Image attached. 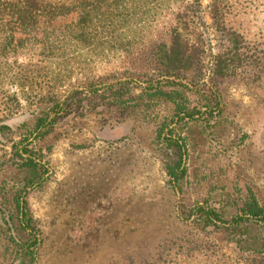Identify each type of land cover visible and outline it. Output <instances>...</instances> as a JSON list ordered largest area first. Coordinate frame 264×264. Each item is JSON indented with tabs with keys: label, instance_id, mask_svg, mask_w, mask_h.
Instances as JSON below:
<instances>
[{
	"label": "rangeland",
	"instance_id": "obj_1",
	"mask_svg": "<svg viewBox=\"0 0 264 264\" xmlns=\"http://www.w3.org/2000/svg\"><path fill=\"white\" fill-rule=\"evenodd\" d=\"M171 1L161 0L150 11L152 23L137 26L131 55L114 49L93 54L88 44L66 41L63 25L74 20L72 13L56 21V39H44L39 31L17 53L0 57V264H18L16 245L26 234L22 230L16 242L11 238L17 236L13 223L22 220L15 197L25 202L32 232L40 233L36 264H237L228 230L203 229L186 215L191 203L205 202L227 220L248 189L264 202V86L219 78L221 117L216 111L209 120L197 115L176 132L165 121L163 133L180 132L185 141L180 188L166 174L170 149L154 138L171 102L153 96L147 111L124 108L103 89L114 78L130 76L122 66L135 52L167 36ZM225 2L230 24L264 54V0ZM54 50L58 56L43 55ZM16 66L21 73L8 82L4 76ZM211 80L205 76L182 87L189 108L201 105L203 81L207 95L215 90ZM13 96L19 104L8 101ZM149 112L151 121L143 118ZM39 116L45 125L38 128ZM20 152L32 158L35 176L18 165Z\"/></svg>",
	"mask_w": 264,
	"mask_h": 264
},
{
	"label": "trees",
	"instance_id": "obj_2",
	"mask_svg": "<svg viewBox=\"0 0 264 264\" xmlns=\"http://www.w3.org/2000/svg\"><path fill=\"white\" fill-rule=\"evenodd\" d=\"M171 5L175 8L169 11L167 36L143 47L142 52H135L138 57L131 58L127 61L128 65L122 66L130 76L114 78L112 80L115 81L105 83L103 89L112 97V103L124 108L140 105L143 111H147L149 102L155 100H152L153 96L164 103L171 102L164 120L155 126L154 138L170 149L172 157L165 163L166 174L172 186L180 188L188 157L185 141L180 138V132L163 133L165 121L173 124L169 131L176 132L178 129L182 131L180 125L190 123L191 119H200L195 118L197 115L202 120H209L215 117L213 112L216 111V116L221 117L223 106L216 86L218 79L240 77L263 88L264 54L257 49V44H249L244 33L230 24L225 0H210L205 5L202 0H172ZM159 7L161 0H0V57L5 58L10 51L17 53L24 42L37 38L39 31L44 39H56V21L72 13H75L74 20L63 25L66 41L77 45L88 44L93 54L108 55L114 49L115 53L131 55L134 53L131 48L135 32H138L137 26L142 22L152 23L154 16H150V11ZM130 30L132 35L128 33ZM17 32L25 36L18 37ZM55 51L43 55L48 58L58 56ZM15 68L17 70L8 71L10 76H4L8 82L14 81L21 73V66ZM143 76L149 78L142 79ZM205 76L212 79L215 90H211L210 86L212 93L207 95L203 81L204 90L199 97L201 105L189 108L182 87L187 83L198 84ZM139 85L141 88L137 95L124 96ZM90 90H95L93 83ZM8 101L13 105L18 103L14 96ZM211 103L214 105L211 106ZM150 116L151 112L144 113L143 118L151 121L153 118ZM43 121V116L37 117L35 126L45 125ZM18 155V165L31 168L35 176L36 165L32 158L23 156L21 152ZM13 203L16 215L22 220L13 223V233L17 236L11 238L16 242L18 234L22 230L26 232L16 245L18 264H36L41 241L39 230L32 232L34 228L30 216L26 217L25 202L15 197ZM188 215H193L194 224L203 229L228 230L225 238L232 242V255L237 258V264H264V202L253 190L248 189L227 220L216 207L205 202L191 203L186 217Z\"/></svg>",
	"mask_w": 264,
	"mask_h": 264
}]
</instances>
